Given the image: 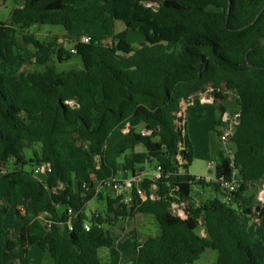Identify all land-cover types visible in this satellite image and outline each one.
Listing matches in <instances>:
<instances>
[{
	"label": "trees",
	"instance_id": "1",
	"mask_svg": "<svg viewBox=\"0 0 264 264\" xmlns=\"http://www.w3.org/2000/svg\"><path fill=\"white\" fill-rule=\"evenodd\" d=\"M263 7L264 0H20L9 22L0 21V264L17 248L4 227L12 208L27 244L54 264H109L98 256L115 242L105 225L137 214L153 215L161 233L134 240V264H195L207 250L218 253L217 264H264V208L247 197L264 180ZM117 22L126 29L116 33ZM78 23L99 24L103 34L90 43L67 35L76 53L30 33L37 25L71 33ZM129 29L147 43L129 44ZM74 55L83 69L59 73L53 58L62 64ZM23 65L40 70L2 71ZM209 90L235 95L240 109L233 159L221 151L214 168L216 180L236 173L232 203L220 183L188 173L194 148L182 109ZM214 106L225 115L219 100ZM27 144L39 146L33 158ZM150 162L162 177L144 179L145 201L134 190L128 206L98 190L121 169L134 176ZM42 163L52 166L43 180L34 174ZM95 198L107 209L88 214ZM173 202L187 204L186 219L172 213ZM21 264H30L28 249Z\"/></svg>",
	"mask_w": 264,
	"mask_h": 264
},
{
	"label": "rangeland",
	"instance_id": "2",
	"mask_svg": "<svg viewBox=\"0 0 264 264\" xmlns=\"http://www.w3.org/2000/svg\"><path fill=\"white\" fill-rule=\"evenodd\" d=\"M20 0H7L5 4L0 6V21L1 22H9L12 11L18 6ZM126 29L125 25L122 22L116 23V33H120ZM30 33L34 35L41 42H50L57 41L59 39V35H69V37H83V36H100L99 34L103 33V30L99 24H86V23H78L76 24L74 30L71 33H68L63 27H56L51 25H37L31 28ZM108 44L110 41L107 42ZM59 45H63V43H59ZM75 43L73 41H68L66 44L67 51L73 50ZM30 49H32L30 47ZM1 62V59H0ZM53 62L56 65L57 71L59 73L68 72L73 69L81 70L83 69V63L81 58L78 55H74L70 61H66L62 64L58 63L56 58H53ZM32 70H40L37 66L31 65H23L17 68H8L3 69L2 71L9 76L24 73L26 71ZM230 94V93H229ZM226 106L229 109L231 114H235L239 112V105L236 99L228 98L225 101ZM197 107H200L197 104ZM219 114L213 110L212 107L209 108V111L204 115H200L194 106H189L186 114V120L188 122V134L192 141V145L195 150V164H193L190 169L193 174H202L203 177L214 178L215 173L214 170L209 169V165L215 166L218 163V155L217 152H224L225 155H233L235 151V146L230 142L227 147H224L219 139L217 134L216 122L218 121ZM143 127H139V131H142ZM39 150V146H33L27 144V148L25 151V155L28 158H33V152ZM156 163L150 162L146 165L138 168V172L140 169L144 168L146 173L153 172L155 170ZM27 170H31V167H27ZM144 175V178L150 177V175ZM201 176V175H196ZM195 176V177H196ZM117 180H125L122 179V175H117ZM127 179H129L127 177ZM98 190L103 189L106 195H110L115 197V192L112 185H105L102 187L101 184H97ZM199 188V187H198ZM264 190V182L260 184L258 188L250 189L247 192V197L252 199V202L255 206L260 207V209L264 208V197H262L261 193ZM196 191V190H195ZM199 191L202 190L199 188ZM205 194L207 196L215 194V192L211 189H206ZM194 197L196 202H200L202 200L201 194L197 195L194 193ZM262 197V198H261ZM262 199V200H261ZM107 209L106 200H101L95 198L91 203L87 206L88 214H95L97 212L103 213ZM260 211V210H259ZM19 226L18 221L15 218L14 211L11 210L7 215L4 221V227L7 231H13V229ZM138 226V227H137ZM105 230L109 231L114 238V246L111 249L102 248L98 252V256L102 262L109 264H133L135 259V251L133 249V242L135 239L140 241L146 240L148 237L156 236L161 233L160 226L156 221L153 215L142 214L138 215L137 218H129L126 220L120 221L115 227H111L109 225H105ZM198 233L207 237L206 229L203 226V223L200 222V227L198 229ZM17 255H21L25 257V248H21ZM28 256L30 259V264H53V260L50 255H47L43 251L39 249L37 246H29L28 247ZM14 258H16L14 256ZM218 253L214 250H207L202 257L195 264H217ZM8 259L5 264H8Z\"/></svg>",
	"mask_w": 264,
	"mask_h": 264
},
{
	"label": "built area",
	"instance_id": "3",
	"mask_svg": "<svg viewBox=\"0 0 264 264\" xmlns=\"http://www.w3.org/2000/svg\"><path fill=\"white\" fill-rule=\"evenodd\" d=\"M82 43H90L91 42V37L90 36H83L81 37L80 40ZM73 53H76V51L72 50ZM216 93H220V92H214L213 90H209L207 93L199 95L198 97H200V102L204 103V104H214L215 101H217V99L215 98V94ZM197 97V98H198ZM197 98L192 99L191 101H189L187 104L185 105H194L195 101ZM239 118H240V112H237L235 114H232V116L229 118L228 114H225L222 116V131H221V135H220V142L224 147H227V145L231 142L232 137L235 134V131L237 129V127L239 126ZM228 157H230L231 159H233V155H227ZM210 169L214 170V167L212 165H210L209 167ZM52 172V166L50 163H42V164H37L34 168V174L35 176H37L39 179L43 180L44 177H46L47 175H49ZM235 175L236 173H233V177L231 181H226L224 178H220L219 180H216L215 178H209V177H203V176H196L197 180H207V181H217L218 183H220V185L222 186V188L228 192V198L226 199V201L228 203H232L233 199L232 196L235 192H237L238 189V184L236 182L235 179ZM162 177V173H161V169L158 168L155 171V175H154V179H160ZM144 177L142 174H136L134 176H132L129 179H125V180H117V179H112L110 181H108L106 184L112 185L114 192H115V197H121V201L123 204H126L128 206H131V204L133 203V197H132V192L134 190L137 191V195L143 200L145 201L147 199L145 192L142 189V183L144 181ZM154 189L156 188V186H153ZM262 197H264V190L261 193ZM261 197V198H262ZM157 198L156 195H151V199L155 200ZM262 200V199H261ZM187 208V204L182 202V203H175L173 202L171 204V211L175 216H178L182 219H186L187 218V214L185 209ZM68 215H69V222L70 225L72 224V221L76 218V213L72 210L69 209L68 211ZM255 222H258L257 219H254ZM84 228L86 231H90L91 230V224L90 223H86L84 225Z\"/></svg>",
	"mask_w": 264,
	"mask_h": 264
},
{
	"label": "crops",
	"instance_id": "4",
	"mask_svg": "<svg viewBox=\"0 0 264 264\" xmlns=\"http://www.w3.org/2000/svg\"><path fill=\"white\" fill-rule=\"evenodd\" d=\"M5 4V3H4ZM22 5V4H21ZM22 7V6H21ZM103 33H101V34H99V35H102ZM60 37H59V39H58V42L59 43H63V45L66 47V44H67V42H68V40L65 38V37H67V36H65V35H59ZM1 59V58H0ZM201 97V96H200ZM200 97H198L197 99H196V101H195V104L194 105H192V106H194L195 108H196V110H197V112L200 114V115H204L206 112H208L209 111V108L210 107H212L213 108V110L215 111V112H217L218 114H219V116H218V121L216 122V127H217V131H219V133L221 134V131H222V127H223V124H220V125H217V123L222 119V112H220V111H218V110H216V108H215V106H214V104H204V103H201L200 102ZM228 98H230V99H236L237 100V97L235 96V95H233V94H228V96L226 97H224V99L223 100H221V99H219V105L221 106V108L225 111V114H231L230 112H229V109H228V107L226 106V104H225V101L228 99ZM238 103V102H237ZM197 104L200 106V107H197ZM188 107H189V105H184V108L182 109V115L186 118V114H187V110H188ZM240 110V109H239ZM143 127V126H142ZM187 128H188V122H187ZM142 133L144 132V127H143V129H142V131H141ZM188 136H189V134H188ZM219 136V135H218ZM189 139H190V136H189ZM219 139H220V137H219ZM190 141H191V139H190ZM191 143H192V141H191ZM194 148V147H193ZM221 152V151H220ZM220 152H217V155H218V163H219V153ZM218 163L215 165V166H213L214 168L218 165ZM193 164H195V150H194V161H193ZM193 164H192V166H193ZM211 165V164H210ZM210 165L208 166V167H210ZM120 166H122V165H120ZM192 166L189 168V170H188V173L190 174V175H192V176H196V175H201V176H203L202 174H193L192 172H191V168H192ZM210 169V168H209ZM119 174H121L122 175V179H127V177L128 178H131L132 177V175L131 174H129V173H126V172H123L122 171V169L120 170V172H119ZM139 174H144V175H147L148 174V172L146 173V171L144 170V168H142V169H140V171H139ZM148 175H150V177H148V178H154V175H155V170L153 171V172H150ZM86 175L84 174V175H82V177L84 178ZM147 178V177H146ZM264 182V180H262V181H260V182H258V183H256L255 185H253V186H251V188L252 189H255V188H258L259 186H260V184L261 183H263ZM250 188V189H251ZM11 210H13L14 211V214H15V218H16V220L18 221V223H19V226L15 229H13V231L11 232V231H7L6 229H5V231H6V238L8 239V240H13V241H16L17 242V248H16V250H14L12 253H10L9 254V256H7L5 259H4V263L3 264H5V262H6V260L8 259V261H9V263L8 264H21V261H22V259L24 258V256H23V258L21 257V255H17L18 254V252H19V250L21 249V248H25V249H28V247H29V245L27 244V242H26V236H25V231H24V228H23V225H22V223L18 220V218H17V214H16V209H14V208H12ZM10 210V211H11ZM138 215H142V214H137L135 217L137 218V216ZM134 217V218H135ZM133 218V219H134ZM138 227V226H137ZM41 251H43L44 253H46L47 255H50L47 251H45V250H42L41 248H39ZM14 256L16 257V258H14ZM29 263H30V259H29ZM54 264V263H53ZM133 264H134V262H133Z\"/></svg>",
	"mask_w": 264,
	"mask_h": 264
},
{
	"label": "water",
	"instance_id": "5",
	"mask_svg": "<svg viewBox=\"0 0 264 264\" xmlns=\"http://www.w3.org/2000/svg\"><path fill=\"white\" fill-rule=\"evenodd\" d=\"M263 11H264V7L260 11V13L258 14L257 18L262 14ZM147 41H148V37L146 35L138 33L133 29H129L128 34H127V42L129 44H138L139 45V44L147 43ZM260 45L264 46V38L261 39ZM224 97L225 96L220 94V93L215 94V98L217 100H219V99L223 100ZM228 116L230 118L232 116V114H229ZM141 150H142V147H138L136 151L141 152ZM259 210H260V207H257V211H259Z\"/></svg>",
	"mask_w": 264,
	"mask_h": 264
}]
</instances>
